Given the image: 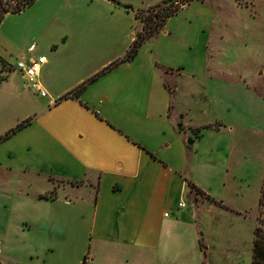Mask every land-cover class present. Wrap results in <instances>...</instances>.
<instances>
[{"label": "crops", "instance_id": "obj_1", "mask_svg": "<svg viewBox=\"0 0 264 264\" xmlns=\"http://www.w3.org/2000/svg\"><path fill=\"white\" fill-rule=\"evenodd\" d=\"M99 29V21L87 16L83 8L74 12L71 33L61 38V46L75 58L90 57L91 67L86 73L60 70L47 59L39 77L45 97L30 89L13 67L8 65L11 72L0 67V138L32 119L28 127L0 143V167L10 174L35 176L51 186L45 195L36 193L33 184L37 182L31 180L23 182L27 189L18 191L21 227L17 236L25 240V251L33 258L65 249L80 254L74 264H153L146 259L167 249L164 238L174 222L152 213L151 205L185 194L193 199L191 183L230 211L243 209L228 204L223 192L214 193L205 180L198 179L194 159L199 150L191 149L196 141L188 146L189 134L179 130L173 115V98L163 69L195 76L202 65L195 40L165 27L132 61H125L138 30L127 33L121 51L105 55L109 45L97 33ZM34 53L27 50L20 60L36 58L31 56ZM63 77H70L71 82L59 81ZM86 82L90 83L77 98L64 99ZM53 102L56 105L50 107ZM220 134L205 131L198 142ZM227 150L228 164L235 150L232 141ZM112 171L124 179L113 178L109 192H124L128 206L141 204L138 215L129 216L128 206L107 201L104 182L114 177ZM234 187L237 192L241 184ZM60 192L65 195L61 197ZM89 199L93 201L90 232L82 226L89 220ZM41 204L47 209L42 211ZM121 207L124 211H119ZM105 214L118 225L104 226ZM0 236L3 245L6 234ZM92 252L96 255L88 261ZM168 263L158 257L154 264ZM0 264L5 263L0 260ZM29 264L40 263L33 260Z\"/></svg>", "mask_w": 264, "mask_h": 264}, {"label": "rangeland", "instance_id": "obj_2", "mask_svg": "<svg viewBox=\"0 0 264 264\" xmlns=\"http://www.w3.org/2000/svg\"><path fill=\"white\" fill-rule=\"evenodd\" d=\"M163 1L35 0L23 12L9 14L1 22L0 62H5L6 67L1 63L0 67L11 72L8 65L15 67L34 45L36 52L31 56H43L60 70L73 68L86 73L91 58H75L69 49L61 46V38L71 33L70 21L77 9L83 8L87 16L93 15L99 21L97 33L109 45L105 55H113L123 49L127 33L142 30L148 10ZM174 8H179L178 12L168 21L166 29L194 39L202 65L195 76L182 72L164 75L173 98V115L179 130L188 133L189 140L196 141L191 149L194 153L199 150L194 159L198 179L205 180L214 193L223 192L227 203L243 212H232L196 190L193 199L185 194L151 205L152 213L174 224L164 238L167 249L158 255L150 254L146 262L154 264L162 257L168 264H253L257 229L264 241V0H181ZM61 80L71 82L70 77ZM205 131L221 134L198 142ZM230 141L235 150L227 164ZM111 173L114 177L104 182L107 201L128 206L124 192L114 190L112 195L109 192L113 178L124 179ZM31 180L37 182L33 184L36 193L45 195L51 188L35 176L10 174L0 167V234H6L0 246V260L5 264L7 259L11 260L9 264H29L33 260L40 264H74L80 254L65 249L33 258L25 251V240L17 236L21 227L18 191L27 189L24 186L27 183L23 182ZM240 184L236 192L234 186ZM134 191L137 194L138 187ZM64 195L60 192L61 197ZM179 204L183 207H178ZM92 205L89 199V220L82 225L88 232L92 225ZM42 206V211L47 209ZM123 207L119 211H124ZM141 210V204L131 202L128 215L134 217ZM103 225L118 223L105 214ZM85 246L89 251L90 235ZM95 255L92 252L88 261Z\"/></svg>", "mask_w": 264, "mask_h": 264}, {"label": "trees", "instance_id": "obj_3", "mask_svg": "<svg viewBox=\"0 0 264 264\" xmlns=\"http://www.w3.org/2000/svg\"><path fill=\"white\" fill-rule=\"evenodd\" d=\"M0 0V25L3 19L9 14H18L23 12L26 8L31 6L35 0ZM181 0H164L161 4L152 7L148 10V16L143 20L145 26L140 32L137 33L135 40L128 50L125 61H132L138 54L139 50L144 44H146L150 39L154 38L156 35L164 31L169 19L175 16L179 8H174L175 4H179ZM136 19L139 20V13L136 14ZM4 67H6L5 62H0ZM117 63L110 66L108 70L115 67ZM171 70L163 69L164 75L169 73ZM86 82L79 86L72 92V95L65 96L64 99L72 97H78L87 87ZM169 91V90H168ZM170 92V91H169ZM32 119H28L25 122L19 124L6 135L0 138V143H4L12 138L14 135L28 127ZM189 188L194 191L198 190L193 184L188 183ZM202 193V192H200ZM264 264V241L260 238V230L256 231V240L254 242V255L253 264Z\"/></svg>", "mask_w": 264, "mask_h": 264}, {"label": "built area", "instance_id": "obj_4", "mask_svg": "<svg viewBox=\"0 0 264 264\" xmlns=\"http://www.w3.org/2000/svg\"><path fill=\"white\" fill-rule=\"evenodd\" d=\"M36 51V46L32 45L28 49V53H34ZM47 63V59L43 56L37 57V58H31L29 60H19L15 67H13V70L22 74V76L25 78L28 86L33 91L39 93L42 97H45L47 93L42 90L41 84L39 82V77L42 71V67ZM56 103L53 102L52 106H55ZM179 207H183L182 204L179 205ZM1 246V242H0ZM0 250V255H1Z\"/></svg>", "mask_w": 264, "mask_h": 264}, {"label": "water", "instance_id": "obj_5", "mask_svg": "<svg viewBox=\"0 0 264 264\" xmlns=\"http://www.w3.org/2000/svg\"><path fill=\"white\" fill-rule=\"evenodd\" d=\"M192 145V140L188 141V146Z\"/></svg>", "mask_w": 264, "mask_h": 264}]
</instances>
